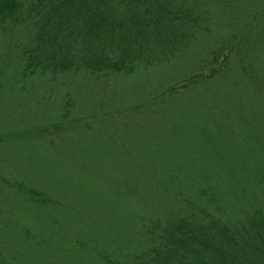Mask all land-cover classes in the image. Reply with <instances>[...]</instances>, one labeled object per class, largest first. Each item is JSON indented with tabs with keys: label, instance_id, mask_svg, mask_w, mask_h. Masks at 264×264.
I'll list each match as a JSON object with an SVG mask.
<instances>
[{
	"label": "trees",
	"instance_id": "16d2710c",
	"mask_svg": "<svg viewBox=\"0 0 264 264\" xmlns=\"http://www.w3.org/2000/svg\"><path fill=\"white\" fill-rule=\"evenodd\" d=\"M23 249L264 264V0H0V264Z\"/></svg>",
	"mask_w": 264,
	"mask_h": 264
},
{
	"label": "rangeland",
	"instance_id": "374dc122",
	"mask_svg": "<svg viewBox=\"0 0 264 264\" xmlns=\"http://www.w3.org/2000/svg\"><path fill=\"white\" fill-rule=\"evenodd\" d=\"M5 155L7 156V160L9 161L10 165L18 166L20 168H24V170L27 173H30L31 175H33L35 182H37V172L36 173L35 172L32 173L31 171H29V169L27 168L28 163L25 160H23L22 158H20L18 156H15L10 149L5 151ZM28 209L31 210V209H33V207H29ZM35 209L33 210L34 214H32V217L29 220V222L31 224H33L34 226L37 224V215H36V210ZM30 210H28V211H30ZM19 217H20V215L17 216V219H19ZM21 252L22 253L20 254V257L24 258V260H23V262H19V263L24 264L26 262L25 264H29L30 259H27V258H29L28 251L23 249V250H21ZM0 258H1V255H0Z\"/></svg>",
	"mask_w": 264,
	"mask_h": 264
}]
</instances>
